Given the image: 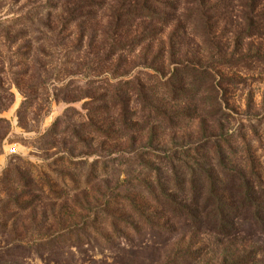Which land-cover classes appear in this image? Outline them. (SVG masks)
I'll return each mask as SVG.
<instances>
[{
    "label": "rangeland",
    "instance_id": "1",
    "mask_svg": "<svg viewBox=\"0 0 264 264\" xmlns=\"http://www.w3.org/2000/svg\"><path fill=\"white\" fill-rule=\"evenodd\" d=\"M73 1L0 0V264H264V0H202L203 20L199 0H84L96 5L91 17L64 27ZM143 1L150 16L117 21L121 7ZM112 35L143 40L118 54L126 65L114 74L115 58H105ZM181 64L213 77L204 122L200 111L158 91L157 76ZM117 81L153 88L156 106L177 117L184 109L185 117L170 132L158 129L151 144L148 131H135L117 149L97 137L90 145L80 128ZM131 87L130 109L141 122L145 112ZM203 136L221 153L209 149L196 160L216 171L223 164L253 187L258 224L250 238L201 230L134 250L126 232L113 236L105 214L124 217L125 196L148 205L139 186L154 177V156L192 155L189 147ZM107 159L115 172L105 176ZM216 175L229 183L222 170Z\"/></svg>",
    "mask_w": 264,
    "mask_h": 264
},
{
    "label": "trees",
    "instance_id": "2",
    "mask_svg": "<svg viewBox=\"0 0 264 264\" xmlns=\"http://www.w3.org/2000/svg\"><path fill=\"white\" fill-rule=\"evenodd\" d=\"M199 2L198 18L203 20L206 9L202 4L203 1L199 0ZM69 4L64 8V17L59 22L64 27L85 22L92 15H90L91 6L93 8L96 6L84 0H74ZM145 4L146 2L143 1L140 4L121 7L119 12L117 11L118 15L115 16L117 21L121 22L132 16L142 19L145 18L144 14L150 16L151 10L146 8ZM109 40L110 43L107 45L109 51L105 58L109 63L115 58L114 74L121 66L126 65L120 55L129 54L143 40L142 36L138 35L126 40L122 37L117 39L115 35H112L109 36ZM39 43L46 44V40ZM29 45L30 43L25 48L30 50ZM212 78L211 73L206 70L181 64L171 70L170 75L157 76L158 91L172 104H182L184 108H193L194 114L195 110L200 111L204 122L206 118L211 117V112L207 110L210 105L207 96L210 93L209 85ZM131 86H134L140 110L145 112L141 122L134 120L135 112L130 109L128 95L130 96V91H133L130 89ZM148 89L140 83L117 81L111 84L109 89L94 101L96 107L89 116L88 123L80 128L83 130V136L88 139L87 142L91 145L97 137L102 141L105 140L106 143H112L117 149L118 142L126 136V132L132 136L135 131L138 134L148 131L149 144H151L150 141L153 140L158 129L170 132L177 128L179 122L185 117V110L181 109L178 117L168 113L152 102L151 97L156 95V92L154 93L153 88ZM148 91L152 93L148 94ZM4 108H6L4 105H0V111ZM191 115L187 114V116ZM131 138L134 139V137ZM216 145L212 138L207 139L203 136L193 143L192 148L189 147L192 155L187 150L174 149L163 157L154 156V161L159 159V165L158 167L152 165L149 170L155 171V175L139 186L149 196L146 203L148 205L135 202L133 197H121L123 207L128 210V213L124 217L105 214L108 216V226L112 235L121 237L123 232H126L127 235L123 236L134 250L146 248L148 245L152 247L165 245L174 238L177 240L179 236L180 240L181 238L184 240V235L201 230L219 237L250 238L251 224H258L253 187L245 181L243 175L239 173L230 175L231 171L223 164L216 166V171L211 163L200 164L196 160L201 152L209 149L219 157L221 148ZM95 146L104 150L102 144ZM151 151L150 154L153 153V150ZM112 154L113 149L106 157L109 158ZM110 160L107 159L103 163L105 176L110 171H114L110 170L115 166L114 160L108 162ZM219 170H222V176L225 179L230 180L229 183L218 182L216 174ZM175 242L178 248L180 242ZM110 246L114 245L110 244Z\"/></svg>",
    "mask_w": 264,
    "mask_h": 264
},
{
    "label": "built area",
    "instance_id": "3",
    "mask_svg": "<svg viewBox=\"0 0 264 264\" xmlns=\"http://www.w3.org/2000/svg\"><path fill=\"white\" fill-rule=\"evenodd\" d=\"M8 154H9V155H14V154H15V149H11V150H9V151H8Z\"/></svg>",
    "mask_w": 264,
    "mask_h": 264
}]
</instances>
